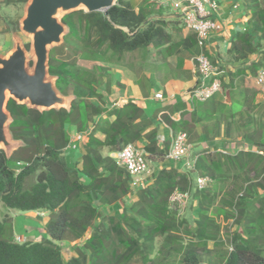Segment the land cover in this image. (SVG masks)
Masks as SVG:
<instances>
[{
	"label": "trees",
	"instance_id": "trees-1",
	"mask_svg": "<svg viewBox=\"0 0 264 264\" xmlns=\"http://www.w3.org/2000/svg\"><path fill=\"white\" fill-rule=\"evenodd\" d=\"M143 2L138 11L128 0H117L107 16L84 11L63 16L61 22L68 32L60 47L49 51L48 73L56 77L55 86L63 96L73 97L68 110L40 112L8 100L9 132L22 145L10 157L0 150V203L20 212H47L49 219L44 226L46 239L22 243L14 240L11 221H0V264H130L137 256L143 264H163L161 258L150 257L159 237L163 242L158 253L178 255L181 264H202L210 253L216 264H264V102H256V92L244 85L246 70L255 77L264 69L263 3L245 0L254 24L251 30L237 32L227 47L235 62L256 54L249 67L229 70L228 81L221 78L230 103L212 98L195 103L191 111L176 104L158 110L150 120L143 118V108L135 102L110 110L92 103L101 104L109 94L108 68L95 64L89 70L77 64L78 59L112 62L124 53L168 43L165 22L151 18L161 11L149 0ZM64 50L65 59L54 56ZM177 111H181L180 118L175 121L171 115ZM160 122L172 136L186 134L190 144L215 140L222 134L226 139H246L252 149L233 155L218 150L199 154L194 171L208 178L203 189L194 188V178L175 168L156 171L152 183L137 190V201L123 208L119 219L107 216L108 225L94 227L83 249H73L64 262L56 242L80 240L98 217V207L123 204L131 194V176L109 154L143 141L147 158L164 159L170 143L160 146ZM197 124L201 135L196 132ZM71 133L84 134L83 154L75 167H69L64 156ZM33 175L35 182L24 189L25 180ZM177 191L188 192L190 202L196 203L194 227H185L171 206L170 198ZM219 218L230 222L228 229L233 230L226 250ZM208 242L221 249L208 250Z\"/></svg>",
	"mask_w": 264,
	"mask_h": 264
},
{
	"label": "crops",
	"instance_id": "crops-1",
	"mask_svg": "<svg viewBox=\"0 0 264 264\" xmlns=\"http://www.w3.org/2000/svg\"><path fill=\"white\" fill-rule=\"evenodd\" d=\"M131 7L138 11L143 7L141 2H134V0H128ZM142 1V0H141ZM264 7V0H260ZM217 13L218 23L220 29L213 35L212 45L214 47V60L218 62L220 69L222 70V78L228 81L229 70L236 71L249 67L254 60L256 54L251 55L249 58L232 61L227 54V47L230 39L237 33L251 30L254 22L251 21V12L246 10L245 0H220ZM165 15L154 14L151 18L163 20V24L166 32L170 34L168 43L159 42L158 45H151L147 48H140L135 52V55L124 53L117 57L114 61H107L106 63H95L107 67V73L109 76V94L103 98L100 104L96 100L98 105H101L104 110L116 109L124 105L127 102H135L143 108V118L153 119L154 114L162 108H172L176 104H184L187 111H191L194 108L195 102L188 96V91L196 86L197 77L194 70V65L191 61L194 51L196 49V43L194 35L185 30L177 19H175L174 13L170 11H164ZM170 12V13H169ZM244 75L245 88L256 92L255 101L264 102L260 100V87L255 82V77L248 74V70ZM162 95V100H156L155 95ZM216 101L229 104L230 96L227 88L223 87V92L218 94L215 98ZM180 112H174L171 118L175 121L180 118ZM168 113V112H166ZM223 127V126H222ZM221 127V133H222ZM159 128V142L160 146L164 147L165 142H169L172 138L169 127L160 122ZM196 132L198 135L202 134V128L200 125H196ZM75 133H71L73 137ZM81 145L78 143L77 145ZM137 144L143 146L144 142L139 141ZM208 149V151L218 150L222 153L233 155L240 150L252 149L251 142L242 139H226L221 136L215 140L206 141L203 140L200 143L192 144V152L197 153L202 149ZM82 157V155H80ZM152 170L148 169V173L139 177L136 184L132 185L135 190L131 203H129L128 196L125 202L115 203L111 206L102 207L106 211H122L123 208L127 209L137 201V190L152 183V174L161 168L173 167L171 163L166 160L151 162ZM179 172L183 173L181 170ZM131 199V198H130ZM129 204V205H128ZM128 206V207H127ZM193 209V222L196 220L197 206L196 203L192 204ZM35 216H39V220L35 219ZM22 218V226H16L13 218V237H19L25 242H41L46 239L47 236L44 232V226L49 219L47 212H22V215L16 217V219ZM69 246L71 243H67ZM73 250V247H70ZM207 249L213 250V242H208ZM166 255V256H165ZM159 257L163 260V264H173V260H170V255L166 252L158 253L157 250L151 255V258ZM213 257V253L207 255ZM205 257V256H204ZM175 260V258L173 257ZM180 260V258H179ZM130 264H143L141 258L138 256L132 259ZM202 264H216L213 259L205 262L202 258Z\"/></svg>",
	"mask_w": 264,
	"mask_h": 264
},
{
	"label": "water",
	"instance_id": "water-1",
	"mask_svg": "<svg viewBox=\"0 0 264 264\" xmlns=\"http://www.w3.org/2000/svg\"><path fill=\"white\" fill-rule=\"evenodd\" d=\"M117 0H28L20 31L30 38V55L21 39L13 38V47L0 55V150L6 157L22 145L9 132L12 121L6 105L12 99L18 105L40 112L70 108L72 96H63L56 88V77L48 73L51 48L59 46L68 28L61 22L63 16L84 11L103 12L116 5ZM33 60L29 68V59Z\"/></svg>",
	"mask_w": 264,
	"mask_h": 264
},
{
	"label": "built area",
	"instance_id": "built-area-1",
	"mask_svg": "<svg viewBox=\"0 0 264 264\" xmlns=\"http://www.w3.org/2000/svg\"><path fill=\"white\" fill-rule=\"evenodd\" d=\"M219 0H149L150 5L156 10L172 11L175 19L180 21L183 28L192 33L195 37L197 52L192 56L191 61L197 77V83L194 88L188 91L191 100L204 103L223 92L222 70L218 62L214 60V47L212 45L213 35L219 31L217 13ZM212 59L214 61H212ZM255 82L264 92V69H260L255 76ZM156 100H162V95L156 94ZM84 134L77 133L71 138L68 147H76L81 143ZM115 160L118 166L124 167L132 178V185L136 184L139 177L148 173L149 161L144 147L135 143L128 144L121 150L109 154ZM197 156L192 152V144L188 143L187 136L179 133L172 136L168 151L164 160L168 161L177 170L183 173L194 172ZM20 166V165H18ZM19 168H17L18 170ZM208 183L207 177L194 178V188L203 189ZM191 196L187 193L175 192L170 203L172 208L175 205L180 206L190 201ZM179 212V209L175 208ZM16 242H25L19 237ZM232 251V247H229Z\"/></svg>",
	"mask_w": 264,
	"mask_h": 264
},
{
	"label": "rangeland",
	"instance_id": "rangeland-1",
	"mask_svg": "<svg viewBox=\"0 0 264 264\" xmlns=\"http://www.w3.org/2000/svg\"><path fill=\"white\" fill-rule=\"evenodd\" d=\"M136 1H138V4H139V2H141L140 4L144 5L143 0L142 1L141 0H134V2H136ZM26 3H20V2H17L15 0L10 1V2H6V0H0V55L4 56L12 49L14 37H18L19 39H21L24 47H25V45H28V48H26V50L28 52V55H30V43H31L30 38L25 36L20 31V20L24 16V7H25ZM147 6L151 7L149 4H147ZM154 9L152 8L151 11L155 12ZM164 11L165 10H162L161 13H158V14L159 15H165ZM170 12H172V11H170ZM60 45L55 46V47L51 48L50 50L58 49L60 47ZM66 53H67L66 50H64L62 53L60 51H57L56 53H54V56L57 59H65L66 55H67ZM128 54L135 55V52H130ZM28 59H29V68H31L33 60L30 57ZM77 64L79 67L89 69V70H91L95 67L94 66L95 64L93 62L83 61L81 59H78ZM259 93H260V95H262L261 98H259V99L261 101L264 100V92L260 89ZM91 102L98 104L97 102H94V101H91ZM206 151H208V149L205 148V149H202L195 154L199 155V154H202ZM103 153L106 154V151H103ZM82 154H83L82 144L76 145V147H73V146L67 147L64 151V156H65L66 163L69 165V167H75V163L81 159L80 155H82ZM148 161H149V170H152L153 168H152L151 162H155V161L157 162V161H161V160L159 158L149 156ZM77 169H79V167H77ZM188 175L191 178L198 177L195 171L194 172H188ZM34 182H35V176L34 175L27 178L24 182V189L30 188V186ZM131 190H132L131 194H130L131 199L129 198V203H131L132 197H133L134 192H135V190H133V186H131ZM180 203H181V204H179L180 206L175 205V208L179 209V212L176 211V215L184 221L185 227L186 226L194 227L195 221L193 222L194 218H193V213H192V209H193L192 204L193 203H191L190 201L186 202L185 204L183 202H180ZM127 209H129V208H127ZM97 210L99 212L98 217L94 220L93 226L88 230V232H86V234L83 238H81L80 240H78L76 242H71L70 246L66 242H56V244L60 247L61 257H62V260L64 262H66L70 256V250H71L70 247H73L72 249H78V248L83 249L82 245L84 243V240L90 235V233L94 227H96L99 224H104V225L106 224V226H107L108 225L107 221H106L107 216L108 217L113 216L116 219H119V215L121 213V211H119V210L116 211V209L114 211H111V209H110V211H106V210L102 209V207H98ZM19 215H22V212L15 210V209H9L5 205L0 203V221H3L4 219H6L7 221H11V218H13V221L15 222L16 226L21 227L23 225L22 224V218L16 219V217ZM39 218H40L39 216H35L36 220H39ZM217 222L221 226V231H220L221 238L224 239V240H222V243L224 244V250H226V249H228V245H229V236H230L229 232H231L233 230L228 229L230 222H229V224H227L221 218L217 219ZM12 224H13V222H11V225ZM12 227H13V225H12ZM15 238H17V237H15ZM162 242H163V238H161V237L157 238V240L155 242L157 252H158V249L160 248ZM215 248L221 249V247H217V246L215 247V245L213 244V250ZM214 251H216V250H214ZM173 257L175 258V260L173 259ZM203 258H204L205 262H208V261H210V259H213V257H211V256H209V257L205 256ZM170 260L171 261L173 260V264H181L178 255L171 254Z\"/></svg>",
	"mask_w": 264,
	"mask_h": 264
}]
</instances>
